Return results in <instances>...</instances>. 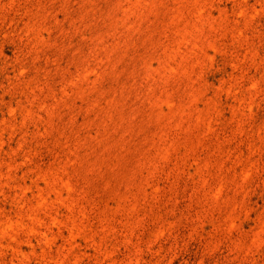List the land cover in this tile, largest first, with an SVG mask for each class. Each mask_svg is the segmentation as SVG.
<instances>
[{
    "label": "rangeland",
    "instance_id": "rangeland-1",
    "mask_svg": "<svg viewBox=\"0 0 264 264\" xmlns=\"http://www.w3.org/2000/svg\"><path fill=\"white\" fill-rule=\"evenodd\" d=\"M0 264H264V0H0Z\"/></svg>",
    "mask_w": 264,
    "mask_h": 264
}]
</instances>
